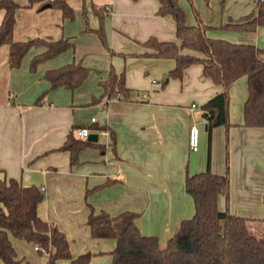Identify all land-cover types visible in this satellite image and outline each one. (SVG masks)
Returning <instances> with one entry per match:
<instances>
[{
  "label": "crops",
  "instance_id": "1",
  "mask_svg": "<svg viewBox=\"0 0 264 264\" xmlns=\"http://www.w3.org/2000/svg\"><path fill=\"white\" fill-rule=\"evenodd\" d=\"M18 2L15 41L66 37L75 48L32 70V60L46 50L44 46L32 47L19 67L10 66L9 45L0 46V175L43 189L39 215L65 233L73 258L90 253L88 264L113 262L117 240L92 236L91 207L111 216L135 212L141 232L166 243L182 221L195 213L194 200L186 191L187 174L208 169L230 177L229 194L220 197V209L250 219L255 234L258 225L264 226V126L245 124L246 75L229 89L230 126H218L210 134L203 106L223 92L224 86L206 77L201 63L186 68L182 77L171 75L176 61L170 58L139 57L122 66L102 49L95 35L80 33L84 27L82 0H68L78 15L72 21L60 9L40 8V3L30 5L29 0ZM91 2L87 1L88 9L99 8L95 15H105L106 32L116 50L151 53L153 49L145 45L150 38L181 43L174 18L158 14L159 0ZM255 2L230 0L227 13L217 20L206 19L211 26L208 36L264 50V23L254 31L221 27L253 13ZM181 7L187 24L195 25L183 0ZM4 14L0 11V24ZM96 16L93 27L99 25ZM73 61L90 69L83 84L74 90L52 88L46 72ZM112 63L116 73L125 75L127 95H106L102 83L108 81ZM161 76H168L167 81L156 79ZM83 126L90 127V136L96 134L98 140L82 149L78 163L72 164L70 151L62 147L71 132L79 137L77 129ZM194 126L200 129L197 151L189 143ZM10 238L23 264L35 259L42 264L33 243L12 234ZM56 264H72V260L61 259Z\"/></svg>",
  "mask_w": 264,
  "mask_h": 264
},
{
  "label": "trees",
  "instance_id": "2",
  "mask_svg": "<svg viewBox=\"0 0 264 264\" xmlns=\"http://www.w3.org/2000/svg\"><path fill=\"white\" fill-rule=\"evenodd\" d=\"M159 2L158 14L174 18L181 43L150 38L145 45L153 49V52L145 55L174 59L176 67L171 75L175 77H182L186 68L201 63L204 75L224 86L223 92L203 106L208 132L211 134L214 128L221 125L230 126L229 89L243 75L248 77L249 85L245 124L264 126V50L249 43L211 38L207 34L211 26L201 20L196 25L187 24L180 0ZM35 3H40V8H58L64 18H74V9L68 0H49L44 3L41 0H29L30 5ZM255 3L253 13L240 18L236 23H227L221 27L256 30L264 23V0H256ZM20 7L18 0H0V11L5 12L0 24V46L9 45L11 67H19L32 47L46 48L33 58L32 70L40 63L75 48V43L70 39L35 38L15 41L16 12ZM99 18L103 23L105 15L101 12ZM95 31L107 46L104 26L101 25ZM185 50L191 53H185ZM88 74V68L72 62L47 71L45 78L52 88L63 86L74 90L83 84ZM102 85L108 98L118 92L127 95L130 90L126 86L124 73H116L113 67L108 81ZM96 129L103 127L97 126ZM93 143L71 132L62 148L70 151L71 163L76 164L81 150ZM185 186L194 200L195 213L182 221L178 231L166 243H162L156 236L143 234L136 223L138 214L135 212L125 211L111 216L106 211L97 213L91 207L88 224L92 236L117 240L112 252V264H264V238L252 231L250 219L219 207L220 197L229 194L228 173L217 175L208 169L187 174ZM44 199L45 193L39 186H25L17 179L2 178L0 175V259L3 264H23L17 257L10 234L38 247L40 253L47 255V264H56L61 259H71L72 264H88L92 255L86 253L73 258L65 233L55 223L39 215L38 207Z\"/></svg>",
  "mask_w": 264,
  "mask_h": 264
},
{
  "label": "rangeland",
  "instance_id": "3",
  "mask_svg": "<svg viewBox=\"0 0 264 264\" xmlns=\"http://www.w3.org/2000/svg\"><path fill=\"white\" fill-rule=\"evenodd\" d=\"M41 1H42V3H44V2H47L49 0H41ZM87 1L92 3L91 0H82L83 10H82V13H80V16L84 19V27L80 30L81 34L82 33L89 34L92 37H93V35H95L96 38L98 39V42H99L100 46L102 47V49L104 48L108 52L109 56L112 59L115 58V60H120L122 66L125 63L131 62L129 60L138 59L139 57L140 58L141 57H153V56L145 55L146 53H143V54L142 53H134V52L126 53V52L116 50L114 47H112V45L110 43V38L106 32L105 20L103 23H101L99 17L96 16L98 11H99L98 10L99 8L94 7V9H93V7L91 6L92 9H88ZM110 2H112V1H107V3H110ZM181 2H182V0H180V6H181ZM183 3L186 4V6L188 7V9L191 13V19H193V22L195 23V25L198 24L199 20H201L207 26H210V25L206 24L207 18L208 19H210V18L215 19L216 17L219 18V15L221 16L222 13H225V12L227 13V10L231 6L229 4L230 0H183ZM53 9L58 10V8H53ZM62 16H63V14H62ZM95 16L99 19V25L97 27L92 26V18ZM77 17H78V15H76V11L74 9V18L73 19L69 18V20L72 21L74 19H77ZM217 18H216V20H217ZM101 25H103L104 29H105V34H106V38H107V46L103 43L100 36L95 31V30L99 29ZM62 26L64 27V26H66V24L65 25L61 24V27ZM214 27H218V26H214ZM64 39H68V38L65 37ZM93 42H94V38H93ZM92 45L94 46V48H97V45L95 43H92ZM73 62L78 63V64L79 63L82 64L81 62H76V61H73ZM111 66L115 67L114 64ZM88 70L90 71V69H88ZM156 79L160 80L161 83L163 82V76H161L160 78H156ZM255 232H256V234H258V236L264 238V226L258 225ZM27 243H29V242H27ZM36 256H37V258H39L41 260L42 264H47V256L45 253H40L39 251H36ZM36 260L37 259L34 260L35 263L32 262L31 260L27 261V263L38 264Z\"/></svg>",
  "mask_w": 264,
  "mask_h": 264
},
{
  "label": "built area",
  "instance_id": "4",
  "mask_svg": "<svg viewBox=\"0 0 264 264\" xmlns=\"http://www.w3.org/2000/svg\"><path fill=\"white\" fill-rule=\"evenodd\" d=\"M193 107H195V104H193ZM96 122V118H92V123ZM102 132L103 134L108 133V132H103V131H99ZM91 134V128L87 127V126H83L77 129V135L81 138V139H87ZM189 143H190V148L193 151H197L199 149V145H200V129L196 126L192 127L190 129V135H189ZM36 249L38 250V247H36Z\"/></svg>",
  "mask_w": 264,
  "mask_h": 264
},
{
  "label": "water",
  "instance_id": "5",
  "mask_svg": "<svg viewBox=\"0 0 264 264\" xmlns=\"http://www.w3.org/2000/svg\"><path fill=\"white\" fill-rule=\"evenodd\" d=\"M164 81H167L168 76H164ZM88 140L90 141H97L98 140V136L96 134H92L91 136H89Z\"/></svg>",
  "mask_w": 264,
  "mask_h": 264
}]
</instances>
